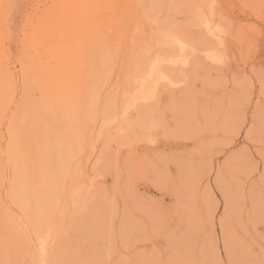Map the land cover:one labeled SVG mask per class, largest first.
I'll return each instance as SVG.
<instances>
[{
	"label": "rangeland",
	"instance_id": "374dc122",
	"mask_svg": "<svg viewBox=\"0 0 264 264\" xmlns=\"http://www.w3.org/2000/svg\"><path fill=\"white\" fill-rule=\"evenodd\" d=\"M44 263L264 264V0H0V264Z\"/></svg>",
	"mask_w": 264,
	"mask_h": 264
},
{
	"label": "bare ground",
	"instance_id": "6f19581e",
	"mask_svg": "<svg viewBox=\"0 0 264 264\" xmlns=\"http://www.w3.org/2000/svg\"><path fill=\"white\" fill-rule=\"evenodd\" d=\"M63 23V22H62ZM56 30V29H55ZM51 35V34H50ZM63 36V35H62ZM217 38V37H216ZM188 43V42H187ZM180 46H181V44H180ZM139 53V52H138ZM189 63V62H188ZM137 65V64H136ZM139 65V64H138ZM140 67V66H139ZM144 69V68H143ZM139 70H140V68H139ZM141 71H143V70H141ZM140 72V71H139ZM147 77V76H146ZM150 78V77H149ZM145 79V78H144ZM165 79V78H164ZM168 79V78H167ZM153 81V80H152ZM144 82V81H143ZM145 84V83H144ZM144 84H143V86H144ZM132 86V85H131ZM144 89H146L145 87H144ZM150 90H153V88L152 89H150ZM150 92V91H149ZM152 93V92H151ZM153 94V93H152ZM17 96V95H16ZM153 96V95H152ZM131 99V98H130ZM125 110V109H124ZM123 118V117H122ZM67 178V177H66ZM60 203H61V201H60ZM62 204V203H61ZM53 215V214H52ZM105 225V224H104ZM58 226V225H57ZM45 243V242H44ZM37 248V247H36ZM38 255V254H37ZM44 264H46V263H44Z\"/></svg>",
	"mask_w": 264,
	"mask_h": 264
}]
</instances>
